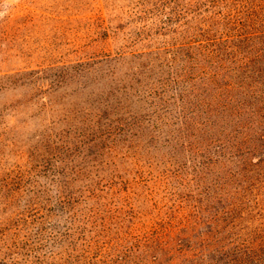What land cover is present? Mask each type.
<instances>
[{
  "label": "rangeland",
  "instance_id": "rangeland-1",
  "mask_svg": "<svg viewBox=\"0 0 264 264\" xmlns=\"http://www.w3.org/2000/svg\"><path fill=\"white\" fill-rule=\"evenodd\" d=\"M187 40L184 0H0V264L264 257V126L184 128Z\"/></svg>",
  "mask_w": 264,
  "mask_h": 264
},
{
  "label": "trees",
  "instance_id": "trees-1",
  "mask_svg": "<svg viewBox=\"0 0 264 264\" xmlns=\"http://www.w3.org/2000/svg\"><path fill=\"white\" fill-rule=\"evenodd\" d=\"M184 29L189 37L184 41V63L191 64L186 76L195 75L193 83L184 78V92H193L184 100L193 103L194 111L184 128L210 131L213 145L215 140L226 144L220 137L262 139L258 129L264 126V0H184ZM247 128L254 129L253 134ZM242 259L241 264H264L257 253Z\"/></svg>",
  "mask_w": 264,
  "mask_h": 264
}]
</instances>
